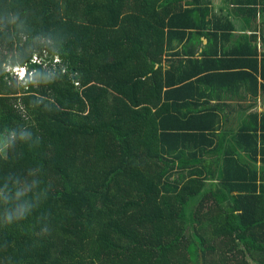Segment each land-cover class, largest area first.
Instances as JSON below:
<instances>
[{"label":"trees","instance_id":"trees-1","mask_svg":"<svg viewBox=\"0 0 264 264\" xmlns=\"http://www.w3.org/2000/svg\"><path fill=\"white\" fill-rule=\"evenodd\" d=\"M190 4L0 0V264H264V103H210L264 57Z\"/></svg>","mask_w":264,"mask_h":264},{"label":"crops","instance_id":"crops-1","mask_svg":"<svg viewBox=\"0 0 264 264\" xmlns=\"http://www.w3.org/2000/svg\"><path fill=\"white\" fill-rule=\"evenodd\" d=\"M192 0H181L182 8H190L193 5L190 4ZM200 6H206L207 11L204 15V20L209 21L214 18L220 19V24L212 23L213 25H208L204 29L205 31L211 30L220 33H228V40L223 38L221 42H218V46L221 44L224 49L231 50L232 47L236 48V45H242L243 42L246 44H251L254 47L256 52V57H264V0L262 4L258 0H247L243 3H237L236 1L229 0H199ZM254 9V10H252ZM199 13L200 12H196ZM192 29H186L185 32H193ZM195 31V29H193ZM241 36V38H240ZM188 38V37H187ZM240 38V39H239ZM183 40L182 42H184ZM201 42H194L193 40L189 42L194 51L195 57H201L199 55L202 48L206 44V39L201 37ZM173 42L174 49L181 48V44ZM251 48V47H250ZM246 49V47H245ZM167 51V57H168ZM190 52H180L181 57L187 56ZM163 66H166V61H162ZM256 97H252L248 92H246L242 87L239 88L238 93L231 95V99L225 97V93H220L219 99H211L210 103L214 104L219 103H228L229 107H222L220 113L222 115V120L224 121L226 117L227 125L232 128L235 127L241 120V116L248 111H261L264 103V92L258 91ZM241 95H244V98L241 99ZM240 96V97H239ZM227 115V116H226Z\"/></svg>","mask_w":264,"mask_h":264},{"label":"rangeland","instance_id":"rangeland-1","mask_svg":"<svg viewBox=\"0 0 264 264\" xmlns=\"http://www.w3.org/2000/svg\"><path fill=\"white\" fill-rule=\"evenodd\" d=\"M21 68H23L22 65H18V66L14 65L13 67H9L6 65L4 70L5 71L8 70L9 73L11 74V76L16 80V82L18 84H23L25 82V80L28 79L29 74L27 73V71H25V74L22 75L23 72L20 71ZM1 141H2V139H0V144H1ZM1 149L2 148H0V152L2 151Z\"/></svg>","mask_w":264,"mask_h":264},{"label":"clouds","instance_id":"clouds-1","mask_svg":"<svg viewBox=\"0 0 264 264\" xmlns=\"http://www.w3.org/2000/svg\"><path fill=\"white\" fill-rule=\"evenodd\" d=\"M19 69H20V68H19ZM20 71H22V72H23L22 75H24V74H25V71H27V69H26V67L23 66V68H21ZM27 73H28V72H27Z\"/></svg>","mask_w":264,"mask_h":264},{"label":"water","instance_id":"water-1","mask_svg":"<svg viewBox=\"0 0 264 264\" xmlns=\"http://www.w3.org/2000/svg\"><path fill=\"white\" fill-rule=\"evenodd\" d=\"M262 31L264 32V28L262 29Z\"/></svg>","mask_w":264,"mask_h":264}]
</instances>
